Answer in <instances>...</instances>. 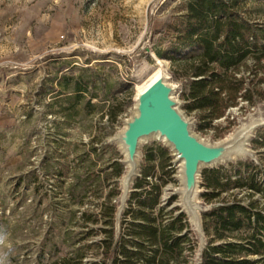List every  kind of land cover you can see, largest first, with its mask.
Segmentation results:
<instances>
[{
	"label": "rangeland",
	"instance_id": "374dc122",
	"mask_svg": "<svg viewBox=\"0 0 264 264\" xmlns=\"http://www.w3.org/2000/svg\"><path fill=\"white\" fill-rule=\"evenodd\" d=\"M180 1L0 0V264H35L45 230L51 224L59 226V217H65L64 231L77 235L75 243L61 245L60 255L89 245L84 249L85 262L112 264L97 245L103 238V217L80 227L79 213L74 220L67 215L83 207H103V196L110 186L92 181L83 201L73 202L68 184L86 167L100 171L103 177L104 165L121 160L125 171L117 178L119 231L120 215L151 142L169 147L174 167L162 187L161 205L183 210L197 240L195 249L176 264H201L208 243L203 216L219 202L204 196L209 189L203 169L246 159L264 169V144L255 143L264 135V98L253 104L241 100L226 112L228 118L214 119L212 127L201 126L200 109L186 106L191 100L186 95L187 80L176 76L169 61L151 50L153 39L160 36L153 32V24L172 15ZM246 5L247 14L264 25V0H246ZM85 66L93 68L100 84L105 76L111 80L107 99L103 100L98 90L94 111H81L77 119L63 116L58 105L54 113L48 110L47 102L58 89L61 73L77 74L78 68ZM241 70L249 78L255 72L260 75L264 57L258 61L249 56ZM155 71L168 84L173 107L185 119L192 142L189 149L180 150L172 141L146 139L134 150L135 163L129 166L116 136L138 107L137 84L150 81ZM120 80L129 84H119ZM81 155H85L84 162ZM60 167L65 169L62 178L56 175ZM235 193L245 196L239 189ZM254 199L264 207L262 196ZM87 231L89 236L78 242Z\"/></svg>",
	"mask_w": 264,
	"mask_h": 264
},
{
	"label": "trees",
	"instance_id": "16d2710c",
	"mask_svg": "<svg viewBox=\"0 0 264 264\" xmlns=\"http://www.w3.org/2000/svg\"><path fill=\"white\" fill-rule=\"evenodd\" d=\"M173 9L172 15L153 24V32L160 36L153 39L151 50L169 61L176 76L187 80L186 95L191 100L186 106L189 110L200 109L202 127H212L214 119L228 118L226 112L241 100L253 104L264 98V71L249 78L241 70L249 56L258 61L264 57V25L247 14L246 0H181ZM99 78L90 66L78 68L77 74L61 73L47 109L54 113L58 105L63 116L73 119L81 111L92 113L98 90L104 100L112 89L110 79L105 76L100 84ZM117 82L129 84L124 80ZM255 143L264 144V135H259ZM85 155L80 157L82 162ZM144 157L140 175L134 178L128 204L120 215L119 231L117 178L124 173L125 166L118 159L104 165L103 177L100 171L89 167L75 174L68 184L73 202L83 201L92 181H103V186L109 185L110 189L103 196V207L75 209L69 211L68 218L74 220L79 213L80 227H88L103 217V238L97 245L102 248L104 259H111L112 264L180 263L186 253L195 249L197 240L183 210L161 205L162 187L174 172L171 150L151 142ZM64 173V167L56 171L59 178ZM203 177L209 189L204 196L219 202L203 216L208 243L202 251L201 264H264V207H259L254 199L255 195L264 198L261 164L249 159L219 164L204 168ZM238 189L245 196H238ZM224 193L227 195L223 196ZM59 218V226L51 224L45 230L35 264H93L84 261V249L89 245L59 254L61 245L75 243L76 235L72 230L64 231L65 217ZM89 234L85 232L78 242Z\"/></svg>",
	"mask_w": 264,
	"mask_h": 264
},
{
	"label": "water",
	"instance_id": "95a60500",
	"mask_svg": "<svg viewBox=\"0 0 264 264\" xmlns=\"http://www.w3.org/2000/svg\"><path fill=\"white\" fill-rule=\"evenodd\" d=\"M169 87L158 81L141 98V116L134 122L132 133L139 134L160 126L167 138L176 144L177 149H189L191 137L181 124L168 96Z\"/></svg>",
	"mask_w": 264,
	"mask_h": 264
},
{
	"label": "bare ground",
	"instance_id": "6f19581e",
	"mask_svg": "<svg viewBox=\"0 0 264 264\" xmlns=\"http://www.w3.org/2000/svg\"><path fill=\"white\" fill-rule=\"evenodd\" d=\"M155 58L160 61V58H158L154 53H152ZM161 80L160 72L155 71L152 75V78L150 81H142L139 84H137V90L138 94L140 95V102L138 104V107L134 110L132 115L128 117L124 122L123 131L119 136H116L118 139L119 145L122 148V151L125 155V161L128 162L129 166H133L135 163V157H134V150L138 149L141 142L146 139H163L167 141L166 135L163 131V129L160 126H156L154 128H151L145 132L139 133V134H133L132 133V126L134 122L141 116V98L142 96L149 90L155 83ZM164 84L168 87V84L164 82ZM170 101L173 103V100L168 93ZM140 106V108H139ZM173 107V104H172ZM175 110V108L173 107ZM179 120L181 121V124L185 126V119H183L178 112L175 110ZM191 135V134H190ZM176 156L179 155V152L175 153Z\"/></svg>",
	"mask_w": 264,
	"mask_h": 264
}]
</instances>
